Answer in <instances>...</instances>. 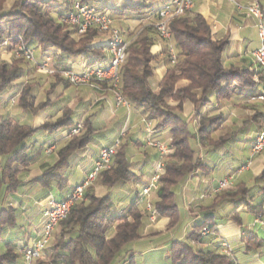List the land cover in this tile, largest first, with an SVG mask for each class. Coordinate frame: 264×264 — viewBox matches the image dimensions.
Wrapping results in <instances>:
<instances>
[{"label":"trees","instance_id":"obj_1","mask_svg":"<svg viewBox=\"0 0 264 264\" xmlns=\"http://www.w3.org/2000/svg\"><path fill=\"white\" fill-rule=\"evenodd\" d=\"M98 1L104 0H66L67 7L64 11L56 13L54 9L61 4L59 0H17L9 10L5 9L6 0H0V46L9 40L10 43L5 48L15 50L23 40L29 48L33 44L51 46L59 49L65 56L93 53L88 46L93 43L100 30L91 27L77 39V29L67 25L65 18L75 3L98 7ZM155 1L158 0H143L135 5L114 9L98 8L109 13L111 17L113 11L119 16L133 15L145 20L143 29L133 34V39L128 44L127 60L121 69V92L133 107L141 110L148 121L155 123L154 131H167L171 136V151L163 156L165 172L159 177L158 189L155 190L158 200L154 207L159 217L170 218L171 227H175L180 222L176 187L204 169L202 151L207 153L226 148L228 141L234 137V133L230 132L223 136L216 134L225 122V114L202 116L198 109L214 102L230 101L236 96L261 102L260 87L263 77L261 70L256 73L245 68L225 66L224 55L229 43L227 40L214 39L211 27L200 13L191 10L172 19L168 24L170 39L164 38L157 26L162 21V9L172 0L159 10L155 9ZM161 40L172 44L177 60L172 63L171 47L168 46L165 53L169 68L159 90L154 91L150 85L154 76L152 50ZM99 67L106 68L108 65ZM15 75L14 65L0 64V95L11 86ZM183 81H187L188 85L179 87ZM198 91H201V97L198 96ZM28 93L26 88L21 94L19 104L23 109L35 112V101ZM188 100L194 104L196 110L197 131L192 129L190 122L183 116V106ZM170 101L177 102V105H171ZM251 121L260 125L259 135L264 128V121L261 124L258 115H254ZM80 125V134L74 135L73 131L79 125L74 124L72 113L68 109L58 121L44 123L38 128L23 125L11 118L0 121V198L18 192L22 183L20 168L30 166L42 153L41 148L28 146V142L35 140L42 132L69 131L68 141L57 151V161L35 180L46 189L52 188L54 183L65 189L67 177L63 171L68 167L70 157L85 149L94 135V130L88 123ZM257 137L250 141L252 151ZM50 148L53 147L48 149ZM238 170L230 176H234ZM98 178L109 188L140 181L132 169L125 146L114 154L111 167L102 171ZM255 181L262 183L259 192L264 196V171ZM253 190L254 188L240 182L234 190H220V197L226 201L243 203L253 216L262 217L264 205L250 202ZM85 198V201L75 204L68 218L58 225L60 234L58 238L54 234L49 247V250L52 249L50 259L58 264H113L128 244L141 237L143 215L137 207L140 196L134 197L121 216L114 214L110 196L98 197L86 191ZM233 220L242 225L238 215H234ZM15 224L16 209L1 208L0 231L5 226ZM112 230L114 235L110 237ZM215 234L213 217L199 221L185 240L173 243L169 255L171 263L238 264L230 256V252L220 253L194 247L195 244L203 242L206 236ZM243 240L249 251H256L261 247L254 232L245 233ZM20 257L15 245L8 244L6 250L0 252V264L15 263Z\"/></svg>","mask_w":264,"mask_h":264},{"label":"crops","instance_id":"obj_2","mask_svg":"<svg viewBox=\"0 0 264 264\" xmlns=\"http://www.w3.org/2000/svg\"><path fill=\"white\" fill-rule=\"evenodd\" d=\"M142 1L104 0L98 1L97 4L101 9H114L135 5ZM168 1H155V9L159 10ZM252 3L253 0H194L192 11L200 13L205 18L212 29L215 40L228 41L229 46L224 55L226 67L235 66L258 73L260 69L254 58V53L260 47L257 21L246 15L249 14L248 6ZM260 3L264 8V0H260ZM66 4L64 0L54 11L63 12L67 7ZM11 7L6 0L5 9L9 10ZM104 13L110 15L107 12ZM111 13L113 17H120L113 11ZM122 17L128 19L125 21L124 28L121 29L122 39L129 44L133 39L132 35L143 29L145 20L133 15ZM108 38L99 31L93 43L88 46L89 50L94 51L93 53L65 56L57 48L39 44L31 45V49L39 62L48 58L53 68L84 72L91 67L109 65L113 55L108 46L110 42ZM168 46L172 47V44L161 40L152 50L154 76L150 80V85L154 91L159 90L169 68L165 53ZM1 50L4 52L3 63L13 66L11 49L4 47ZM35 71L36 69L29 62L26 68L16 67V75L11 86L0 95V121L11 118L23 125L38 128L47 121L55 122L68 109L72 113L74 124L88 123L93 128L94 135L85 149L75 152L70 157L68 167L63 171L64 176L67 177L65 189H61L56 183L52 188L46 189L35 180L42 176L47 167L57 161V151L68 141L69 131L42 132L35 140L28 142V146L41 148L42 153L30 166L20 168L22 183L18 192L0 198V209L5 207L16 209V224L5 226L0 231V252H4L8 244H13L21 254L20 259L12 264H23V249L40 236L44 211L49 198L55 197L58 200L67 198L74 188L83 183L92 173L100 156V150L113 146L118 140L126 147L132 169L139 176L140 181L135 184H119L109 188L97 181L98 178L87 190L98 197L110 196L114 206L113 212L120 216L125 213L134 197L140 196L137 207L143 215L141 237L128 244L113 264H172L169 255L173 243L185 240L190 235L193 226L207 217H213L216 234L206 236L203 242L194 245L195 248L220 253L229 251L230 256L238 264H264V208L263 216L255 217L247 211L243 203L223 200L219 190V183L222 180L236 169H240L245 163L251 162V166L254 163V168L252 167L237 177L235 188L240 182L254 188L250 202L264 205V196L259 192L262 183L255 181L256 177L262 173V171H256V164L258 161L264 162V158L258 157L255 162H252L256 156L252 154L250 144V141L256 139L260 130V125L251 121V118L258 115V120L261 124L263 123V103L244 100L236 96L230 101L214 102L210 106L198 109L202 116L225 114V122L216 134L223 136L230 132L234 133V137L228 141L226 148L207 153L202 151L204 169L191 175L176 187L180 222L175 227H171L170 218L152 215V210L155 209L154 204L158 200L156 191L148 195L144 193L152 181L162 154L156 147L147 148L149 138L144 122L145 117L141 110L132 105L130 108H118L115 95L110 86L106 84L74 87L50 81ZM187 85L188 82L183 81L179 87ZM26 88L37 105L49 96L52 97V103L37 114L25 111L19 102ZM197 94L201 97V91ZM170 104L175 106L177 102L170 101ZM183 116L190 122L192 129L197 131L196 110L189 100L184 103ZM123 132L124 135H122ZM127 132L126 139H124ZM153 138L167 141L168 143L164 144L169 149L168 154L170 153L171 136L167 131L156 132ZM51 146L54 151H46ZM153 159L156 161L155 170L152 174H147L148 165ZM144 176L146 180L142 181ZM234 215L240 217L242 225L233 220ZM247 232H254L258 236L261 242L258 250L249 251L247 249L246 242L243 240ZM59 234L60 228L58 227L55 231V238H58ZM113 235L114 230L109 236ZM51 250L48 249L46 257L38 260L37 264H58L51 261Z\"/></svg>","mask_w":264,"mask_h":264},{"label":"built area","instance_id":"obj_3","mask_svg":"<svg viewBox=\"0 0 264 264\" xmlns=\"http://www.w3.org/2000/svg\"><path fill=\"white\" fill-rule=\"evenodd\" d=\"M191 2L194 0H175L173 4L166 5L165 8L161 11V23H162V32L166 33V26H163V17L169 16L171 13V9L174 7H183L191 5ZM249 7V14H246L248 17H252L257 21V29L258 35L260 39V47L256 50V53L259 54L261 57H264V29H263V13L264 8L261 6L260 0H253V3L248 6ZM66 20L70 21L71 28L73 29V23H81V32L82 28V21H89L93 22H104L112 20L111 15H107L102 11H96V6L92 4H82V3H75L72 7V10L69 12L68 16L65 18ZM77 32V33H81ZM114 39V33H111ZM169 39V37H168ZM9 40L5 41L1 46L0 50L4 47L9 45ZM123 47V46H122ZM174 51V48L171 47ZM116 51V58L113 60V65H119V57L121 55V48H114ZM17 53L20 56L24 57L27 61L35 63L41 69H51L48 63H42L39 65L37 63V59L35 54H33V50L29 48L23 40H21L20 44L17 47ZM65 73H71L72 75H77L76 71L68 70L64 71ZM99 72H105V68L95 71L94 75L99 76ZM71 84V83H70ZM115 95L116 105L118 108L126 107L130 108L131 105L128 104V100L122 95L121 92V82L116 87H111ZM260 98H264V91H261ZM146 124V131L148 134V143L153 147H160V149L164 150V155L168 154L169 149L167 146L161 142L155 141L152 137L154 135V128L153 122L144 120ZM82 130V125H79L74 131V135L80 134ZM124 135V132L123 134ZM121 141L118 140L113 146L103 148V158L100 159V166L94 167L92 173L83 181V183L77 185L74 190L67 196V198L63 200H58L55 197H50L47 202V208L44 211V220H43V227L42 232L38 239H35L31 242L29 246H27L23 250V264H35L38 260L44 258L47 255V251L51 246V243L54 239L55 231L58 225L66 220L71 213L72 207L82 201H85V195L87 189H89L94 184V175L100 174L102 171L105 170V165L110 162V151L117 150L120 147ZM264 144V134H260V144L253 148L254 155L259 154L262 152V147ZM53 150L52 148L48 149ZM251 166V162L245 164L240 172L244 171L246 168ZM165 172V162L163 157H161L159 163L156 166V172L152 178L150 185L144 190L146 195L150 194L152 191L158 189V182L159 177ZM235 176V175H234ZM234 176L227 177V181H221L219 183V190H230L234 188L235 181ZM152 215L154 217L158 216V213L155 209L152 210ZM226 253H229L226 251Z\"/></svg>","mask_w":264,"mask_h":264},{"label":"bare ground","instance_id":"obj_4","mask_svg":"<svg viewBox=\"0 0 264 264\" xmlns=\"http://www.w3.org/2000/svg\"><path fill=\"white\" fill-rule=\"evenodd\" d=\"M174 2L175 0H172L170 4H173ZM193 7H194V2H191V5L189 6H183L182 8L174 7L173 9H171L170 15L163 17V26H166V33L161 31L162 30L161 22L157 26L162 36L166 39H168L169 37L170 39V33L168 32L169 22L176 17L185 15L187 12L191 11ZM96 11H101V10L98 7H96ZM65 23L71 26L69 20H65ZM91 27H97L102 33H112V32L114 33V39H113V36H111L112 39L109 40L110 41L109 48L113 55V58L110 64L108 65V67L105 68V72H99V76L94 75L95 71L103 69L102 67H99V66L92 67L86 72H83L81 74L77 72V75H79V77H77L76 75H72L71 73L64 72V74L66 75L67 80L75 86H86V85L95 86L98 84H109L111 85V87H116L121 82V69L127 60L128 44H126L123 41L122 36L120 35L119 31L117 29H113V20L104 21V22H93V23L89 21H82V28H83L82 32H81V23H73V28L77 29L78 32H81L79 34L85 33ZM263 29H264V13H263ZM114 48H121V55L119 57V65H113V60L116 58V51L114 50ZM33 54H35L34 51H33ZM171 55H172L171 57L172 63L174 64L177 60L175 51L171 50ZM254 58H255L256 64L258 65L259 69L262 72V77H263L260 91H264V57H261L259 54L255 52ZM260 99L264 102V98H260ZM128 104H130L129 101H128ZM260 134H264V128L259 133L255 146H258L260 144ZM157 148H160V147H157ZM160 150L164 152L163 149H160ZM262 151H264V144L262 147ZM114 154H115L114 150L110 151V162L107 165H105V169L111 167ZM99 158H103V149L100 152ZM99 166H100V159L97 160L94 167H99ZM99 175L100 174L94 175V181H96Z\"/></svg>","mask_w":264,"mask_h":264},{"label":"rangeland","instance_id":"obj_5","mask_svg":"<svg viewBox=\"0 0 264 264\" xmlns=\"http://www.w3.org/2000/svg\"><path fill=\"white\" fill-rule=\"evenodd\" d=\"M17 0H7V2H8V4L9 5H13L14 4V2H16ZM64 2V0H59V3H63ZM112 20H113V29H117L118 31H119V33H120V35L122 34V28H124V26H125V21H127L128 19L126 18V17H122V16H120V17H112ZM72 30V29H71ZM99 31V30H98ZM113 33V32H112ZM107 37H109L108 39L109 40H111L112 39V34L111 33H104ZM122 36V35H121ZM75 37L77 38V39H79L80 37H81V35L80 34H77V35H75ZM171 50H172V48H170V52H171ZM12 51V61H13V65L15 66V67H24V68H26L27 66H28V62L29 61H27L24 57H22V56H20L18 53H17V49H15V50H11ZM3 55H4V52H2V50H0V64L1 63H3V61H2V58H3ZM36 57V56H35ZM37 59V58H36ZM29 63H31V65L36 69V71L35 72H38L39 74H41V75H43V76H45V77H47L50 81H54V82H58V83H62V84H68V85H70V86H74V87H81V86H75V85H73L72 83L70 84V82L67 80V78H66V75L64 74V71H62V70H60V69H57V68H53V65H51L49 62H48V58L47 59H45L44 61H42V62H39L38 60H37V63L39 64V65H41L42 63H48L49 65H50V68L51 69H41L40 67H38V65L37 64H35V63H32V62H29ZM92 68V67H91ZM89 70V69H88ZM40 71H42V72H40ZM46 71V72H45ZM68 71V70H67ZM72 71H74V70H72ZM87 71V70H86ZM86 71H84V72H86ZM77 72V71H76ZM79 74H81V73H83V72H78ZM106 85H108V86H110V88H111V85H109V84H106ZM112 91V90H111ZM112 93H113V91H112ZM29 94H30V92H29ZM114 94V93H113ZM261 100V99H260ZM261 102L264 104V102L261 100ZM50 103H52V97H48V98H44V100H43V102H41V104H39V105H37L36 103V105H35V107H36V111L35 112H33V111H31V110H25V111H28V112H30V113H32V114H37L39 111H41V110H43L44 108H46L47 106H48V104H50ZM117 106V105H116ZM62 117V116H61ZM60 117V118H61ZM60 118H58L57 120H55V121H58ZM145 120H147L148 121V119H146L145 118ZM54 121H47V122H45V123H53ZM43 125V124H42ZM41 125V126H42ZM153 128H155V123H153ZM127 134H128V132L126 133V135H125V137H124V139H126V136H127ZM156 134V131H154V135ZM154 139V138H153ZM155 141H158V142H161V143H168L167 141H165L164 139H158V138H155L154 139ZM149 144V143H148ZM123 147V143L121 142V144H120V147L117 149V150H114L115 151V153L116 152H118L121 148ZM148 147H150V148H148ZM152 146L151 145H148L147 146V148L148 149H152L151 148ZM157 148V147H156ZM53 149V148H52ZM158 150L161 152V154H162V157L164 156V152L163 151H161L160 150V148H158ZM101 151V150H100ZM100 153V152H99ZM252 154H254L253 153V151H252ZM256 157L253 159V161L252 162H255V160L258 158V157H263L264 158V151H262L261 153H259V154H256L255 155ZM262 159V158H261ZM155 163H156V161L153 159L150 163H149V165H148V168H147V174H152L153 172H154V170H155V167H154V165H155ZM254 163L252 164V166H249L248 168H246L244 171H242V172H240V170L242 169V167L235 173V176H234V180H232V181H235L236 182V179H237V177L239 176V175H241L243 172H246V171H248V170H250L252 167L254 168ZM256 167H257V169H256V171H264V162L262 161V162H260V161H258L257 162V164H256ZM255 167V168H256ZM99 177V176H98ZM228 177H230V176H228ZM98 179V178H97ZM96 179V180H97ZM146 180V176H144L143 177V179H142V181H145ZM227 180V178H225L223 181H226ZM97 181H100V179H98ZM101 182V181H100ZM102 183V182H101ZM235 189V185H234V188L233 189H230V190H234ZM58 228V227H57ZM229 252V251H228ZM46 257V256H45ZM35 264H37V262L35 263Z\"/></svg>","mask_w":264,"mask_h":264}]
</instances>
